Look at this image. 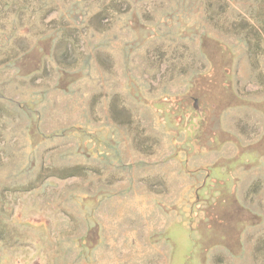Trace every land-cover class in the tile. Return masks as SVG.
<instances>
[{"label":"rangeland","instance_id":"rangeland-1","mask_svg":"<svg viewBox=\"0 0 264 264\" xmlns=\"http://www.w3.org/2000/svg\"><path fill=\"white\" fill-rule=\"evenodd\" d=\"M240 106L264 129V0H0V264L243 263Z\"/></svg>","mask_w":264,"mask_h":264},{"label":"crops","instance_id":"crops-1","mask_svg":"<svg viewBox=\"0 0 264 264\" xmlns=\"http://www.w3.org/2000/svg\"><path fill=\"white\" fill-rule=\"evenodd\" d=\"M253 103L255 102L251 100L250 102L246 101L245 107H248ZM240 105H242V103H240ZM252 107L254 106L252 105ZM240 109L241 106L235 107V110L230 118H227L225 120L220 119L214 121L216 126H218V124L219 125L221 124L225 127L224 135H226L229 138L228 141L227 139H223L226 140L225 144L226 145L228 144L227 145L228 150L224 151V154H222V156H225L224 157L225 160L231 161L237 158L236 155L240 151L236 150L235 147H239V144H241L237 140L238 137L240 139L241 137H243L244 139L249 140L248 142L253 143L254 145L259 143L260 141L261 143H263L262 141H264V134L261 133L264 132V129H261V131L258 132L259 128H257V126L259 122L251 118V116L248 117L243 115L244 112ZM41 137H43V134H41ZM263 145L264 143L253 154L259 157V159H263L264 161ZM245 181H247V184L243 188L249 190L252 184L258 190L257 192L254 193H257L258 195H254L253 197H251V195L249 194L250 191L242 195L243 203L241 204V206H239L240 207L239 211L241 212V215L244 216V221L246 222V224H244L245 226L244 234L240 235V239L243 241L246 257L245 259H243L244 261L243 263L241 262L240 258L237 262L238 264H264V225L262 219L264 216V167L257 171L253 170L251 177H249L248 180ZM248 206H250L251 210L248 209ZM252 206H256V207H252ZM202 216H216V215L206 213ZM226 251L229 252L230 254L232 252L231 249H227ZM212 253L221 255L222 261L225 260L226 258L224 257L223 254L224 252L213 251ZM211 264H214V262L212 261Z\"/></svg>","mask_w":264,"mask_h":264}]
</instances>
